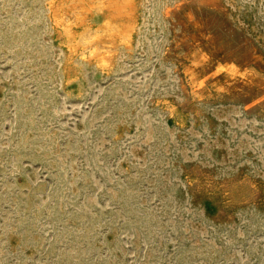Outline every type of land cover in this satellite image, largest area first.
Here are the masks:
<instances>
[{
  "label": "rangeland",
  "instance_id": "374dc122",
  "mask_svg": "<svg viewBox=\"0 0 264 264\" xmlns=\"http://www.w3.org/2000/svg\"><path fill=\"white\" fill-rule=\"evenodd\" d=\"M0 264H264V0H0Z\"/></svg>",
  "mask_w": 264,
  "mask_h": 264
}]
</instances>
